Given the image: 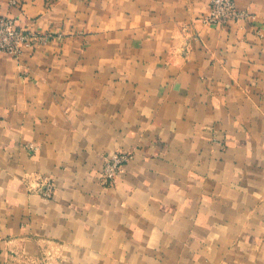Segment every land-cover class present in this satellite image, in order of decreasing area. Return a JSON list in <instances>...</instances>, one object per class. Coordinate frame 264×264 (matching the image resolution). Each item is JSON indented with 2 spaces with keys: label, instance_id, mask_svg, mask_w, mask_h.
<instances>
[{
  "label": "crops",
  "instance_id": "obj_1",
  "mask_svg": "<svg viewBox=\"0 0 264 264\" xmlns=\"http://www.w3.org/2000/svg\"><path fill=\"white\" fill-rule=\"evenodd\" d=\"M234 1L0 0L47 35L0 52V264H264V0Z\"/></svg>",
  "mask_w": 264,
  "mask_h": 264
},
{
  "label": "built area",
  "instance_id": "obj_2",
  "mask_svg": "<svg viewBox=\"0 0 264 264\" xmlns=\"http://www.w3.org/2000/svg\"><path fill=\"white\" fill-rule=\"evenodd\" d=\"M11 3H16L17 0H10ZM248 12L239 8L234 0H209L208 12L203 14L201 20L208 25L225 24L231 20L245 18ZM47 35L38 34L35 31L21 27L15 24V19L10 16L0 17V52L4 51L11 54H17L23 46H31L41 39H45ZM128 159L125 153H111L105 157V167L103 175L112 177L118 164ZM50 183H47L44 194L50 192Z\"/></svg>",
  "mask_w": 264,
  "mask_h": 264
},
{
  "label": "rangeland",
  "instance_id": "obj_3",
  "mask_svg": "<svg viewBox=\"0 0 264 264\" xmlns=\"http://www.w3.org/2000/svg\"><path fill=\"white\" fill-rule=\"evenodd\" d=\"M111 153H118V154L125 153V154L128 155V159L122 161L121 164H120V163L118 164V166H117L118 168L116 169V172H115V174H114L112 177H105V176L103 175V170H104V167H105V157H106L107 155L111 154ZM131 156H132L131 153H129V152H125V151H122V150H114V151H112V152H110V153H106V154L104 155V158H103V164H102V167H101V179L104 180V181H107V182L112 181V180L115 178V176H116V175L122 170L123 165H124L127 161H129V159L131 158Z\"/></svg>",
  "mask_w": 264,
  "mask_h": 264
}]
</instances>
